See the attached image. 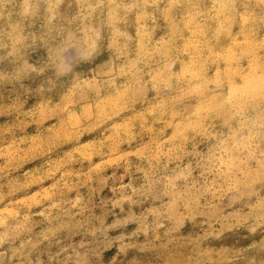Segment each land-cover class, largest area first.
<instances>
[{"label":"clouds","instance_id":"obj_1","mask_svg":"<svg viewBox=\"0 0 264 264\" xmlns=\"http://www.w3.org/2000/svg\"><path fill=\"white\" fill-rule=\"evenodd\" d=\"M233 29L264 42V0H0V95L17 101L0 115L22 114L29 97L59 100L58 119L65 105L91 108L96 123L135 125L126 142L136 141L122 152L106 145L86 168L77 157L86 191L75 201L62 176L52 200L28 195L9 215L14 182L0 177V264H264V49L239 96L207 59ZM122 112L124 125L113 119ZM110 166L123 176L105 175ZM226 233L261 239L206 247Z\"/></svg>","mask_w":264,"mask_h":264},{"label":"rangeland","instance_id":"obj_2","mask_svg":"<svg viewBox=\"0 0 264 264\" xmlns=\"http://www.w3.org/2000/svg\"><path fill=\"white\" fill-rule=\"evenodd\" d=\"M232 31L235 33L237 41L235 43L239 44L238 38H242L244 36L242 33L245 32L240 33L239 29ZM250 34L252 40H257L258 46L255 49L257 55L261 56L264 42L259 34ZM144 38L151 39L147 35ZM230 40V38L229 41L226 40L218 49V56L207 57L208 61L217 69V81L221 87L225 83L234 82L238 77H243L244 70L249 68L248 59H235L240 62L236 63L224 55L223 47L225 43L228 45L232 43ZM196 46L198 48L200 42ZM198 59L199 54H197V62ZM258 62L260 61L258 60ZM236 64L239 66V71L234 69ZM194 67L195 65L190 66L187 70L192 71ZM8 91L5 90V95H0V107H8L9 100L13 105L17 103L16 98ZM232 95L234 96V93ZM60 103L59 100H41L29 97L20 104L22 114H14L17 109L13 106L9 114L0 115V177L5 178V184L11 179L15 189L13 197L6 202L13 205V207L7 208L9 215L14 214L17 202L27 200L28 195L36 196L37 193H41L45 201L52 200L56 193L55 182L62 176L67 177L64 188L71 199L75 201L77 192L86 191L85 187L76 183L83 179L80 175L81 160L85 168L89 163L100 164L101 157L97 153L107 150L106 145L114 152H122L136 143L135 139L126 142L130 134L129 127L132 129L131 134L134 135L135 125L115 127L111 120L96 123V114L93 109L81 108L79 111H69V105L64 106L65 112L68 113L67 120L58 119L53 113V108ZM209 114L211 115L210 108ZM126 115L127 113L122 112L119 117H113V119L124 125L125 121L121 117ZM219 120L220 117L217 116V122ZM194 127L201 130L202 134L205 130L211 131L204 121H199ZM188 131L178 130L176 139L187 138ZM168 133L171 135L172 129H169ZM212 134L216 135L215 132ZM77 157H80L81 160H78ZM85 157H90V160L83 159ZM114 171L120 176L124 174L123 169L117 170L110 166L105 175L112 176ZM131 181V177H124L125 184L131 183ZM102 195L110 198L111 189L105 188ZM37 209L42 210L41 205H34L32 210L36 211ZM134 227V225H129L127 231H132ZM116 234L118 233H113V235ZM260 239L259 234L256 237H249L246 233H226L220 239L208 241L206 247L216 251L222 249L244 250L253 240L259 241ZM115 255L116 248H113L105 253V258L109 260ZM136 255L134 250L130 251L128 260ZM120 259L124 261V257H120ZM152 264H157V262L153 261Z\"/></svg>","mask_w":264,"mask_h":264},{"label":"bare ground","instance_id":"obj_3","mask_svg":"<svg viewBox=\"0 0 264 264\" xmlns=\"http://www.w3.org/2000/svg\"><path fill=\"white\" fill-rule=\"evenodd\" d=\"M240 33H242V31H240ZM242 35H244L242 38H238L240 40V43L238 42L239 44L235 43L236 39H235V34H234V35L229 37L231 39L230 41L232 43H230L229 45L227 43H225V45L227 44L228 46L224 45V47H223V49L225 50L224 55L226 57L228 56L229 58H231L233 62L240 63L239 61L235 60V59H240V58H246L249 61L248 62V67H249L248 73L246 75L244 74L243 77L237 78V79H242V80L246 81L245 87L241 88L240 85H236L235 81L237 79H235L234 82H230L231 84L234 85V87L232 89V93H234V96L241 95L244 91H246V89L248 87H251L252 83L255 80L257 72L261 68V63L258 62V60L259 61L261 60V56L257 55L256 49H255V47L258 46L257 40H252L251 39L252 36L249 32L242 33ZM229 38L227 39L228 41H229ZM198 43H199V40L192 41L190 44V48H193V49L197 48L196 45ZM218 51L219 50L215 47L210 48L208 51L207 57L210 58L212 56H214V57L218 56L219 55V54H217ZM234 69L239 71V66H237V64L234 65Z\"/></svg>","mask_w":264,"mask_h":264}]
</instances>
